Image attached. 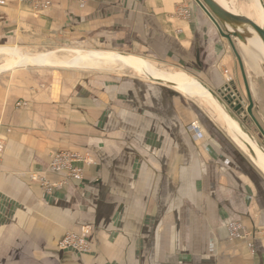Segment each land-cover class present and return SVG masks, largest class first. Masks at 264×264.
Listing matches in <instances>:
<instances>
[{
	"label": "crops",
	"instance_id": "crops-1",
	"mask_svg": "<svg viewBox=\"0 0 264 264\" xmlns=\"http://www.w3.org/2000/svg\"><path fill=\"white\" fill-rule=\"evenodd\" d=\"M224 1L246 16L237 0ZM18 18L140 59L184 56L212 66L209 82L232 77L235 55L193 0H51L39 9L0 0V32L15 34ZM47 87L0 82V263L264 264V171L240 148L238 158L212 141L184 151L114 144L100 137L112 128L102 133L88 105L51 102ZM60 153L89 155L71 163L81 179L49 168ZM84 226L88 251L59 247Z\"/></svg>",
	"mask_w": 264,
	"mask_h": 264
},
{
	"label": "rangeland",
	"instance_id": "rangeland-1",
	"mask_svg": "<svg viewBox=\"0 0 264 264\" xmlns=\"http://www.w3.org/2000/svg\"><path fill=\"white\" fill-rule=\"evenodd\" d=\"M237 1L238 10L259 24L260 17L254 1ZM258 2L264 8L263 0H258ZM232 11L234 10L232 9ZM6 29V32H0L2 34L0 47H16L30 58L39 53L52 52L60 62L72 59L77 56L78 52L114 54L121 52L119 44L113 45L114 48L111 50L87 40L74 38L72 33L70 36H65L58 31L53 34L49 32L48 28L25 27L19 24V18L15 34L14 30L10 31L8 27ZM234 41L236 49L244 61L246 82L243 80L236 57H234L232 77H228L227 80L234 81L240 97L246 104L245 109L250 103L246 89L248 88L252 100V116L264 131V59L257 60L258 68H255L258 70L255 71L247 61L249 57L247 58L245 53L244 44L238 39H234ZM124 55L130 56L129 54ZM141 57L142 60L162 71L183 72L187 77L196 79L212 95L218 97L219 103L222 106L225 105L228 112L237 119L246 133L264 150V139L261 138V133L252 117L248 115L247 121L242 122L216 92L223 83H228V81L209 82L207 75L213 73L212 66L199 63L188 65L184 61V56H178V60H180L178 62L170 59L167 55L165 56L166 60L162 61L151 60L148 56ZM9 58L10 55L7 53L0 55V64ZM162 58L164 57L162 56ZM47 64H28L2 70L0 71V82H48L49 94L51 97L54 96L53 99L50 98L51 102L53 100L55 102L59 96V105H63V101H80L84 109L88 105L95 125L102 130V133L104 128H112L109 132L105 131L110 135H101L100 137L112 140L114 144L128 143L136 148L138 144L157 143L163 147L169 143H175L177 149L184 151V145H190L196 149L198 144L212 141L224 144L228 149L227 153L234 154V157L238 158H240L237 156L238 148H240L241 158L246 156L252 160L249 152L239 147L227 134L219 111L205 99L190 98L174 87L160 84L143 76L132 67H120L113 63L107 65V67L111 66L109 69L107 67L78 68ZM199 68L202 71H200V77L192 76L193 72L198 74ZM245 83H247V87ZM193 123L201 131L199 138H195L189 130V126ZM193 155H195V150Z\"/></svg>",
	"mask_w": 264,
	"mask_h": 264
},
{
	"label": "bare ground",
	"instance_id": "bare-ground-1",
	"mask_svg": "<svg viewBox=\"0 0 264 264\" xmlns=\"http://www.w3.org/2000/svg\"><path fill=\"white\" fill-rule=\"evenodd\" d=\"M221 6L232 11V8L227 7V3L224 0H216ZM256 4L257 12L260 17L259 25L264 28V8L258 0H253ZM234 12V11H232ZM247 35L244 38V41L239 40L244 45L245 53L247 58L249 57L248 63L251 64L250 67L255 71L258 70L257 60L264 59V47L257 36V34L248 29ZM237 39V38H235ZM242 47V48H243ZM9 54L10 58L7 61H4L0 64V71L13 68L15 66H26L28 64H60L69 67H78V68H104L108 64L119 65L120 67H132L137 69L143 76L153 79L161 80L163 83L171 85L172 87L178 89L185 95L190 98L205 99L210 102L221 115V118L225 125V130L228 135L245 151H248L251 155L253 161L261 166L264 171V154L262 148L253 141V138L250 137L237 119L228 112L225 105L222 106L217 100L218 97L213 96L205 87H203L196 79L187 77L183 72H166L160 69H157L150 65L148 62H145L142 59L136 58L134 56H128L124 54H114V53H102V52H78L77 56L73 57L67 61H58L56 59L55 53L46 52L39 53L34 57L30 58L28 55L16 47H0V55ZM245 55V54H244ZM58 61V62H57ZM46 63V64H45ZM143 65V66H142ZM109 65L107 68L109 69ZM258 68V67H257ZM252 69V70H253ZM253 70V71H254ZM245 131V132H244Z\"/></svg>",
	"mask_w": 264,
	"mask_h": 264
},
{
	"label": "water",
	"instance_id": "water-1",
	"mask_svg": "<svg viewBox=\"0 0 264 264\" xmlns=\"http://www.w3.org/2000/svg\"><path fill=\"white\" fill-rule=\"evenodd\" d=\"M193 1L195 4H197V6L204 12V14L213 23L219 35L222 38L227 40L233 54L238 60L239 67H240V70L243 76V80L244 82H246V75H245V70L243 67V62L236 49L233 39L237 38L239 40L244 41V38L248 33L247 32L248 29H251L257 34V36L261 40L263 47H264V28L260 26L258 23L251 20L250 18L237 14L235 12H232L224 8L216 0H193ZM154 81L159 82L160 84L163 83V81L161 80H154ZM163 84H166V83H163ZM245 86L247 87V83H245ZM246 89H247V94H248V98L250 102L249 106L246 109V113L247 115L252 117L253 121L255 122L257 128L259 129L261 133V136L264 138L263 129L260 127L258 122L252 116V112H251L252 100L250 98L248 88ZM216 92L220 96H223V94L228 93L225 97H223V99L228 104H230L233 101L230 104V106L233 108V110L237 114H240L242 111H244V107L242 106V104L244 103L237 91V88L234 82L225 83L223 86L217 89ZM262 152L264 154L263 149H262Z\"/></svg>",
	"mask_w": 264,
	"mask_h": 264
},
{
	"label": "built area",
	"instance_id": "built-area-1",
	"mask_svg": "<svg viewBox=\"0 0 264 264\" xmlns=\"http://www.w3.org/2000/svg\"><path fill=\"white\" fill-rule=\"evenodd\" d=\"M35 8H46L51 5V0H33ZM80 5H83L86 0H77ZM182 11H185L183 8ZM189 130L195 136V138H199L201 136V131L196 127L193 123L189 126ZM3 145L0 142V150L2 149ZM89 155L86 154L80 157L78 154H69V153H60L57 154L56 157L51 161L49 168L51 170H63L65 178L67 179H81V171L73 166H71L72 161H85L88 160ZM91 161V159L89 160ZM1 163V157H0ZM41 186L44 188H57L60 186V183H50L45 180H39ZM235 231V230H234ZM260 233H264V230L260 231ZM89 235H90V228L84 226L80 229L79 232H68L63 239L61 240L59 247L63 250L70 249L75 250L78 252H85L88 251L90 248L89 244Z\"/></svg>",
	"mask_w": 264,
	"mask_h": 264
},
{
	"label": "flooded vegetation",
	"instance_id": "flooded-vegetation-1",
	"mask_svg": "<svg viewBox=\"0 0 264 264\" xmlns=\"http://www.w3.org/2000/svg\"><path fill=\"white\" fill-rule=\"evenodd\" d=\"M228 82H234V81H228ZM225 83H223V85H224ZM235 84V83H234ZM222 85V86H223ZM236 86V85H235ZM221 87V86H220ZM219 87V88H220ZM218 88V89H219ZM228 93H226V94H223V96H220L219 94V96H220V99L221 100H223L224 101V99H223V97H225L226 95H227ZM242 101H243V103L244 104H242V106L244 107V111H242L240 114H237L234 110H233V108L230 106V104L233 102H231L230 104H228V103H226L225 101V103L228 105V107L231 109V110H233V112L236 114V116L242 121V122H246L247 121V119H248V115H247V113H246V109H245V107H246V104H245V102H244V100L242 99ZM261 138H263L262 136H261ZM264 139V138H263ZM263 145H264V143H263Z\"/></svg>",
	"mask_w": 264,
	"mask_h": 264
}]
</instances>
